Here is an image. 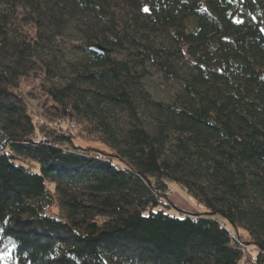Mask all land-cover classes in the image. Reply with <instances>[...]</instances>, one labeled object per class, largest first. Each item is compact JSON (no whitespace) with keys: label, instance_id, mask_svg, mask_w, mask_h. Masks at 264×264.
<instances>
[{"label":"trees","instance_id":"trees-1","mask_svg":"<svg viewBox=\"0 0 264 264\" xmlns=\"http://www.w3.org/2000/svg\"><path fill=\"white\" fill-rule=\"evenodd\" d=\"M38 71L110 152L43 142L18 93ZM172 183L205 212L161 205ZM246 258L264 264V0H0V264Z\"/></svg>","mask_w":264,"mask_h":264},{"label":"rangeland","instance_id":"rangeland-1","mask_svg":"<svg viewBox=\"0 0 264 264\" xmlns=\"http://www.w3.org/2000/svg\"><path fill=\"white\" fill-rule=\"evenodd\" d=\"M75 32H77V30H75ZM70 40H68L67 42L69 43ZM67 53L69 56H72L71 54L72 52L70 53L67 51ZM44 58L49 60L51 57H44ZM44 85L50 86V83L46 81L43 73L38 71L36 72V74H33L32 77L29 78L28 80L26 79L22 80L20 88L18 90V93H20L28 102L30 111L34 115L35 122L39 125L48 123L51 124L52 126V130L54 132L52 133V136L51 135L49 136L47 134L45 136L41 135L39 137H45L51 139V137L52 138L54 137L55 133L59 135L72 133L74 136L73 138L74 145L79 146L85 150L94 149V150H103L105 152H110L108 148H106L102 143H100L98 138L83 133L84 131L83 126L74 125V128L70 129L68 123L64 124L65 122H67L66 120H62L60 117H57L58 115L56 109L54 108V104L43 91ZM147 87L155 98L164 101L169 100L170 88H168V86H166L163 83V81L160 79L157 73L155 72L152 73V77L150 81H148ZM170 187L172 189V192L169 193L168 198L169 200H171L172 197V203L177 208L190 213L205 212V208L202 205H200L198 202H196V200H194L192 197L187 195L179 185L172 183L170 184ZM168 213H170L171 215L177 214L174 210H169ZM240 236L242 237V240L245 243L244 247H246L247 249L250 248L249 250L252 252L253 249L251 248V245L248 243V238L246 237V235L240 232ZM244 264H247V258L245 259Z\"/></svg>","mask_w":264,"mask_h":264},{"label":"built area","instance_id":"built-area-1","mask_svg":"<svg viewBox=\"0 0 264 264\" xmlns=\"http://www.w3.org/2000/svg\"><path fill=\"white\" fill-rule=\"evenodd\" d=\"M64 124H67V122H65ZM68 125H69L70 129L74 128V124H71V123L69 124V123H68ZM71 126H72V127H71ZM41 139L43 140V142H48V141H47V138H45V137H41ZM170 192H171V191L167 192L166 195H165V197H164L163 199L160 200L159 203H160L161 205H162L163 203L166 202L165 199L168 198ZM235 237H236V236H235ZM235 237H234V239H236ZM237 241L239 242V239H238V238H237ZM242 246L244 247L243 244H242Z\"/></svg>","mask_w":264,"mask_h":264},{"label":"crops","instance_id":"crops-1","mask_svg":"<svg viewBox=\"0 0 264 264\" xmlns=\"http://www.w3.org/2000/svg\"><path fill=\"white\" fill-rule=\"evenodd\" d=\"M171 202H172V197H171ZM185 212H187V211H185Z\"/></svg>","mask_w":264,"mask_h":264}]
</instances>
